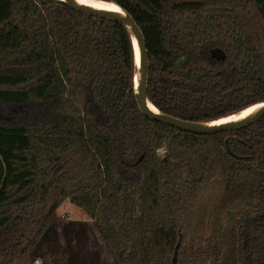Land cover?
<instances>
[{
	"label": "trees",
	"instance_id": "16d2710c",
	"mask_svg": "<svg viewBox=\"0 0 264 264\" xmlns=\"http://www.w3.org/2000/svg\"><path fill=\"white\" fill-rule=\"evenodd\" d=\"M105 1L140 26L161 112L209 122L264 101V0ZM136 73L123 22L0 0V264L26 261L67 199L114 264H264V116L180 131L141 112Z\"/></svg>",
	"mask_w": 264,
	"mask_h": 264
},
{
	"label": "water",
	"instance_id": "95a60500",
	"mask_svg": "<svg viewBox=\"0 0 264 264\" xmlns=\"http://www.w3.org/2000/svg\"><path fill=\"white\" fill-rule=\"evenodd\" d=\"M60 1H62L63 3H65L67 6H69L70 8L74 10H77V11H80V12H83L89 15L102 16V17L112 18V19L121 21L129 28L132 34V37H133V42H134V37L137 39V42H138V51L135 48V50L137 51L136 52L137 73H136V81H135L136 98H137V102H138L141 112L145 116H147L149 119L162 122L166 125L175 127L178 130L183 131V132H188V133L197 134V135H208V134H214V133L221 132V131H231V130H235L238 128H242L244 126H247L249 124H252L258 121L260 118L264 116V101L254 104V105L260 104L261 106L249 116L239 119V120H233V121H227V122H218V121L222 120L223 118L232 116V115H229V116H226L220 119H216L213 121H209V122H197V121L184 120V119L161 112L150 101L149 96H148L150 62H149V56H148L147 43H146L145 36L140 26L134 19V17L130 13H128L126 10H124L121 6H119L117 3H114L118 7L117 9H100V8H93L86 4L80 3L78 0H60ZM211 55L213 58H216L218 60L224 59L226 56L224 50L218 47L213 48L211 50ZM150 104L153 105V109L150 108ZM254 105H251V106H254ZM228 152L235 158H241L237 154H235L229 147H228Z\"/></svg>",
	"mask_w": 264,
	"mask_h": 264
},
{
	"label": "rangeland",
	"instance_id": "374dc122",
	"mask_svg": "<svg viewBox=\"0 0 264 264\" xmlns=\"http://www.w3.org/2000/svg\"><path fill=\"white\" fill-rule=\"evenodd\" d=\"M38 114L29 113L30 118ZM14 119V115L4 116ZM66 254L71 264H114L113 256L94 220L82 208L65 200L55 211L52 221L26 261L33 264L44 255Z\"/></svg>",
	"mask_w": 264,
	"mask_h": 264
},
{
	"label": "bare ground",
	"instance_id": "6f19581e",
	"mask_svg": "<svg viewBox=\"0 0 264 264\" xmlns=\"http://www.w3.org/2000/svg\"><path fill=\"white\" fill-rule=\"evenodd\" d=\"M78 1L80 3L86 4V5L93 7V8H100V9H117L118 8L114 3L109 2V1H105V0H78ZM134 44H135L136 50L138 51V42H137V39L135 37H134ZM260 106H261L260 104L250 106V107L246 108L245 110H243L242 112H240L238 114H234V115L229 116L227 118H223L222 120H220L218 122H227V121H233V120H239V119L245 118V117L249 116L250 114H252ZM150 108L153 109V105L150 104Z\"/></svg>",
	"mask_w": 264,
	"mask_h": 264
},
{
	"label": "built area",
	"instance_id": "2783aa9c",
	"mask_svg": "<svg viewBox=\"0 0 264 264\" xmlns=\"http://www.w3.org/2000/svg\"><path fill=\"white\" fill-rule=\"evenodd\" d=\"M156 152H157L158 156L163 157L167 154L168 148L166 145H164V146L158 148ZM42 262H43V260L39 259V260H36L35 263H33V264H42Z\"/></svg>",
	"mask_w": 264,
	"mask_h": 264
}]
</instances>
